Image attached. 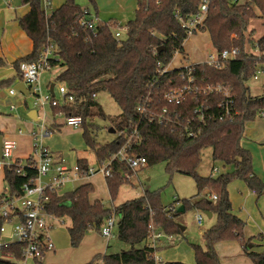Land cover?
<instances>
[{
	"label": "trees",
	"instance_id": "trees-1",
	"mask_svg": "<svg viewBox=\"0 0 264 264\" xmlns=\"http://www.w3.org/2000/svg\"><path fill=\"white\" fill-rule=\"evenodd\" d=\"M201 2L136 0L134 18L124 25V37L116 39L110 29V25L116 23L97 20L93 30L81 26L83 8L74 0H64L51 13L41 8L40 0H21L23 5H28L29 11L18 17L17 23L31 41L32 51L12 65L18 70L20 62H34L46 48L52 47V55L47 61L51 68L61 69L55 80L64 84L74 95V102L50 107L51 112L53 115L61 112L82 118V137L97 161H105L117 152L125 140L124 135L136 127L140 141L132 152L144 157L146 166L165 163L168 175L179 173L193 178L197 194L194 198L182 201L183 212L199 209L215 216V223L201 234L203 247L191 246L194 264H219L214 245L226 241H238L244 255L253 264H264V251H253L255 245L251 239H243L245 223L232 213L227 191L230 181L240 179L256 196L264 194V183L252 173L250 154L240 146L244 125L264 115V94L252 97L245 85L248 79L261 72L260 65L264 59L244 51L247 41L245 32L250 20H264V0H207L206 17L200 32L208 34L211 48L216 53L236 48L239 56L222 61L220 67L199 62L187 68L168 70L167 66L174 54L183 52L187 37L177 17L185 20L195 15ZM256 44L258 50L264 52V36ZM5 66V60L0 57V68ZM188 78L192 80L191 88L217 84L226 86L232 101L230 117L219 118L221 111L217 102L223 103L226 98L218 95L190 93L180 104L167 103L164 94L170 89H180L188 83ZM19 79L17 74V77L2 81L0 88L14 84ZM100 92H105L120 110L110 125L116 134L115 138L103 145L93 139L96 130L93 120L105 119L96 100L92 98V95ZM213 96L214 102L209 104L207 100ZM203 102V120L198 121L193 110ZM163 109H166V114H162ZM161 118L163 121H159ZM188 132L193 134L188 136ZM206 148L211 149L214 162H221L225 167L231 166L233 170L216 177L199 176L196 168ZM32 161L31 156L24 161L15 159L13 165L3 167L7 191L4 190L0 197L5 196V192L9 196L21 194L23 184L33 179L35 171L23 167L22 176L16 172V168L22 163L31 164ZM77 166L79 174L83 175L88 164L81 159L77 161ZM110 167L111 175L104 180L108 194L113 199L126 181L121 172L133 173L116 162ZM204 190L207 194L215 195L216 202L199 197ZM92 191V186L86 183L62 196L48 192L49 202L46 205L50 216L70 220L67 233L71 248L78 247L89 231L100 232L103 223L112 214L118 218L116 238L129 245V249L115 254L96 255L85 264H99L100 261V264H158L154 249L144 242L152 224L155 229L172 237L181 233L175 221L179 215L175 208L162 207L155 193L145 192L143 196L110 210L99 200H89ZM3 254L20 258V245L0 247V264H14L3 259ZM41 259H36V263L40 264Z\"/></svg>",
	"mask_w": 264,
	"mask_h": 264
},
{
	"label": "built area",
	"instance_id": "built-area-1",
	"mask_svg": "<svg viewBox=\"0 0 264 264\" xmlns=\"http://www.w3.org/2000/svg\"><path fill=\"white\" fill-rule=\"evenodd\" d=\"M206 12L207 0H202L198 12L195 15L185 20L177 17L178 21L181 23V27L185 31L187 36L186 39L200 32L206 17ZM96 22L97 18L95 15L87 9H83V18L80 21V25L93 30ZM110 29L116 39L120 38L119 30H122L124 33L126 31L125 27L121 28L118 24L113 25V27L110 26ZM51 49L52 47L46 48L34 62H20L18 65V75L20 79L17 83L23 84L27 91L26 96H34L36 100L40 101L41 105H43V102L40 97L42 88L39 85V76L43 71H49L51 69L47 61V59L52 55ZM238 56L239 50L236 48L223 50L220 53H216L212 50L207 58L202 62L213 67H220L222 61L236 59ZM189 65L184 68H187ZM167 69L169 70L170 68L167 66ZM187 82L188 83L180 89H170V91L166 92L164 94L165 101H167V103L177 105L182 103L185 96L190 93L212 94L214 96L218 95L221 98H226L223 103L220 101L217 102L221 111V116L219 118L230 117L232 113V101L229 99L230 94L226 86L217 84L213 86H206L204 88H191L190 84L192 83V80L188 78ZM56 90L59 98H55L54 95L52 96L50 92L47 91V95L44 98L47 105L50 107H61L74 102V95L64 84L59 83ZM17 93L18 92L14 89L8 90L9 96H15ZM214 96L207 100L209 104L214 102ZM92 98L95 99L96 95H92ZM203 105H205V102L197 105L193 110V113L197 117L198 121L203 120ZM10 108H13V105H10ZM166 113V109H163L162 114ZM54 116L63 117L64 125L68 127L75 128L78 126L81 127L82 125V118L80 116L64 115L61 112H58ZM159 121H163V119L161 118ZM43 130L42 137H49L52 133L51 130H48L46 127H43ZM192 134V132H188V136H191ZM32 136L33 139L37 141L35 135L33 134ZM124 139L125 140L122 146L117 152L112 154L105 161H97L95 167L87 166L83 175L79 174V167L77 165L67 167L63 164V160L59 157V155L50 152L48 149L43 147L41 143L34 144L31 153V157L33 159L32 163H22L21 165H18L16 172L23 176V167H29L34 169L35 176L33 179L29 180V183L23 184L20 195L9 196L7 195V192H5V196L0 197V218L2 220L0 225V247L8 244H19L21 253L20 258H16L12 254H3V259L11 261L14 264H26L27 261L41 259L45 253L52 251L53 245L49 239L51 226L47 222V217L50 215L46 211V205L49 202L48 192H55L58 194L65 183L71 180L69 177L71 173L74 176L73 179L90 177L97 173H101L105 178L111 175L110 165L113 162L122 164L132 173L146 167V159L132 152L133 147L138 145L140 141V135L137 128L132 127L130 131L124 135ZM13 146L14 145L11 141H2L0 168L4 166L8 167L14 164L15 160L12 159ZM213 172H217V169H213ZM121 176L127 181L130 174L123 171L121 172ZM4 190L7 191V188L4 187ZM203 198L212 202H216L217 200L216 196L212 194H204ZM202 218V213L197 214L195 217V224L199 227L202 225ZM116 226V216L112 214L103 223L99 234L104 239H109L112 237ZM149 229L147 239H149L150 243L148 247L152 249L159 246L162 241L170 242L172 240V236L155 229L152 225L149 226ZM155 261L156 263H159L156 257Z\"/></svg>",
	"mask_w": 264,
	"mask_h": 264
},
{
	"label": "crops",
	"instance_id": "crops-1",
	"mask_svg": "<svg viewBox=\"0 0 264 264\" xmlns=\"http://www.w3.org/2000/svg\"><path fill=\"white\" fill-rule=\"evenodd\" d=\"M74 1L78 6H80L79 3H81V0H74ZM40 2H41V8L45 10L47 13H51L53 10L61 6L64 3V0H40ZM87 4L88 2L87 0H85L83 3L84 5L83 9H87L90 11V7H88ZM96 5L97 7L99 6L98 7L99 12L97 11L94 12L96 14L97 20H101L100 19L101 16L103 21H107V20L117 21L116 17L111 16L112 11H106L108 9L106 7H102L99 4L98 0L96 1ZM126 10H127V6H126ZM28 11H29L28 5H23L21 3V0H0V57H2L6 62V66L0 68V82L17 77L18 70L12 64L16 60L28 55L32 51L31 41L27 38L25 33L19 28L17 23V18L24 16ZM120 11L122 15H126L127 13V12L125 13L122 9H120ZM90 12L93 13V11ZM105 13L106 16H103V14ZM262 36H264V20L259 18L250 20L247 30L245 32V38L247 41L245 43L244 51L246 53L253 54L256 56H260V57L262 56V59H264V52H260L256 44V41ZM193 63H197V62H193ZM260 68H261V72H259L256 76L248 79L245 82V85L248 88L249 95L252 97H258L264 94V61H262ZM60 70L61 69L59 68L54 78H52L54 79L55 82H56L55 78L57 74L60 72ZM260 75L262 76L261 78ZM52 79H48L46 83V93L47 91L50 92L51 85H53V89H54L55 84L51 83L53 81ZM16 83L17 82L6 86L8 87L7 90L0 91V137L2 141H11L13 143L14 146L12 149V159L14 160L19 159L24 161L31 156L33 150L32 148L33 141L30 136V131H33L34 128H32L30 122H27L28 120H31L30 117H28L29 112L26 115L25 110L23 109V105L26 106V103H23L19 97L20 95L23 96L26 95L19 93L18 91L17 92L20 94L19 96L18 93L15 94V96L8 95V90L14 89L13 87L15 86ZM58 84L59 83H57V85ZM10 105H13V108H10ZM13 112L15 114H11ZM50 114L53 117L52 118L53 121L47 129L51 130L52 132L51 135H53L55 132L60 131L62 125L56 123L52 112ZM18 125L19 127L16 129ZM20 126L23 128V132H21ZM51 135L49 137H51ZM49 137H45V136L42 137L40 139L41 145L46 149H48L50 152L59 155V157L63 160L64 163L65 160L61 154L62 152L61 150L51 151L48 148L50 144V140H48L47 138ZM83 143L85 144L84 141ZM240 146L243 149L247 150L250 154L253 175L258 180H260V182L264 183V115L259 116L253 121L247 122L244 125L242 138L240 140ZM81 159L85 160L88 166H91V164L88 162L83 152H80L76 156L73 155L72 165L67 167H72L73 165H77V161ZM95 162L97 163L96 158H95ZM80 178L71 179L70 181L71 182L77 181L76 182L77 186L86 183L90 184L93 188V191L89 195V200L90 201L98 200V198L92 196L93 194H95L93 193L95 191V185L92 182L88 181L89 178L91 177H82L81 179ZM105 188H106V184H105ZM233 189L238 190V196L235 195ZM3 191H4L3 167H1L0 195L3 193ZM106 192L108 193L107 188H106ZM202 192L205 193V190ZM201 194L202 193H200V195ZM58 195L62 196L63 194L61 193V191H59ZM228 196L231 203L232 213L241 220H243L245 223L243 229V239L244 240L251 239V243L255 245V247H253L252 249L253 251L255 252L264 251V194L256 196L250 189H248V187L244 182L243 183L234 182L228 186ZM174 204L175 203H173V205L171 206L175 208ZM194 210L197 211L195 217L197 214L200 213H203V218L206 216L204 214L205 212L199 209H194ZM203 218H202V224H203ZM53 219L55 220L57 218L53 216L47 217V222L51 226V229L53 228L52 227ZM208 219H210L211 222L206 227H210L215 223L214 215L211 214L210 218ZM194 223H195V218H194ZM179 226L183 227V230L181 231V233H183L185 231V226L182 223H179ZM259 236H261L262 238L259 239L258 238ZM51 237L52 235L50 230L49 239L53 245V249L52 251L45 253L43 258L40 260L41 262L40 264L43 263L85 264L91 261L96 255L107 254V246L109 244V241L111 238L114 237L116 238V235L114 230L112 237H110L109 239H104L99 234V232L92 230L89 231L83 237L81 243L76 248H71L69 243L67 244L65 241H62V244L60 243L59 246L60 248L58 249V251L59 252H61V250L64 251L66 256L64 255L60 258L57 257V259L53 258L57 254L55 250V245ZM146 241L148 243L146 245H149L150 243L149 239L148 240L146 239ZM180 248L181 246L174 244V239L172 237V240L170 242L162 241V243L154 249L155 251L154 256L159 262L158 264H164L166 262H180L183 264H194L195 262H194L193 250H190L188 248H183L182 251L187 255H189L190 258L187 257L180 258L177 257V255L171 257L172 255L171 251L176 249L178 250ZM214 249L218 256L219 264H253L250 261V259H248L244 255L242 247L238 241L218 242L214 245ZM168 252H170V254ZM81 258L82 260H77ZM43 260L45 262H43ZM26 264H37V263L35 260H29L27 261Z\"/></svg>",
	"mask_w": 264,
	"mask_h": 264
},
{
	"label": "rangeland",
	"instance_id": "rangeland-1",
	"mask_svg": "<svg viewBox=\"0 0 264 264\" xmlns=\"http://www.w3.org/2000/svg\"><path fill=\"white\" fill-rule=\"evenodd\" d=\"M85 0H81L80 6L81 8L84 7L83 3ZM97 1V0H96ZM96 1L87 0L88 7H90V11L99 12L98 7L96 5ZM99 4L102 7H106L108 10L112 11L111 16L116 17L117 21L110 20L108 23H116L124 27V25L134 18L135 9H136V0H98ZM127 6V10H126ZM100 9V8H99ZM120 9H122L126 15H122ZM102 11V10H101ZM129 13V14H128ZM100 14V13H99ZM106 16V13L103 14ZM99 21H103L102 17L100 16ZM113 27V24L110 25ZM120 37H124V32L119 30ZM251 45V44H250ZM212 48L209 42V36L206 32H198L193 36L186 39L183 44V52L174 54L172 60L170 61L168 68L174 69L179 67H185L193 62H202L204 61L207 56L211 53ZM59 67L51 68L49 71H43L39 76V85L42 87V92L40 93V97L42 98L43 105H41L39 100H36L34 96H23L18 93L21 101L26 103V106L23 105V109L27 115L30 111L36 112V120H28L34 128L33 131H30V136L33 141V146L36 143H40V139L43 136V127L48 128L49 125L53 121V117L50 114L51 108L47 105V102L44 100L46 97V83L48 79L54 78L55 74L58 72ZM262 75V73H261ZM260 75V78L262 77ZM252 78V77H251ZM51 83H54L53 95L55 97H59L56 93L57 83L52 79ZM8 87H1L0 91L7 90ZM98 106L102 110L103 114L105 115V119L95 118L94 124L96 126V130L93 134V139L96 143L103 145L109 143L115 138V133H110L109 129L111 128L110 125L112 124V120L115 119L120 110L118 106L113 102V100L105 93L100 92L96 95L95 98ZM92 111H96V109H92ZM11 114H15L14 112ZM13 116V115H12ZM54 119L57 124H61L62 127L60 131L55 132L51 137L47 138L50 140V144L48 148L53 150H61V154L65 160L63 164L66 166L72 165L73 155L76 156L78 153L83 152L88 162L91 166L95 167V155L92 150L86 147L83 143L84 139L82 137V129L81 127H68L64 125V118L61 116H54ZM19 125L16 127V129ZM21 132H23V128L20 126ZM35 135L37 141L33 139L32 135ZM32 146V148H33ZM85 150V151H84ZM55 151V152H57ZM211 149L206 148L201 153V159L198 167L196 168V172L201 177H216L219 174H224L227 172H231L233 167L231 166H223L221 162H214L211 157ZM73 154V155H72ZM95 162V163H94ZM213 168L217 169V172H213ZM70 179H73L74 176L71 173ZM89 182H92L95 185V191L92 196L98 198V200L102 203L105 208L113 209L127 201L139 198L143 196L145 192L148 193H155L159 204L162 207L168 208L169 206H175V211H177L181 207V203L183 200H188L190 198H194L197 194V189L194 183V180L190 176L182 175L179 173H173L171 176L168 175L165 171V163H158L153 166H146L141 170L134 172L132 175L129 176L127 181H125L118 189L116 196L112 199L110 198L109 194L106 192L104 176L101 173L94 174L90 176ZM77 182V181H76ZM76 182H66L65 185L61 188V193L66 194L73 190L77 184ZM83 182V181H82ZM243 183L240 179H233L230 181L228 186L232 183ZM81 183V182H80ZM227 186V191H228ZM234 187V186H233ZM233 192L236 196H238V190L233 189ZM199 197H203L204 194L201 192ZM176 200V201H175ZM238 210V209H236ZM196 210L189 209L186 210L184 213L179 214L175 219L176 223H182L185 226V231L180 233L179 235H173L174 244L181 246L180 249L172 250L171 257L176 256L180 258H190L189 255L182 251L183 248H188L192 250V245H199L203 247V241L201 238V232L210 228L206 227L211 222L206 216L203 218V224L199 227L195 225L194 218L196 214ZM203 214V213H202ZM116 220L118 218L116 217ZM49 221V220H48ZM182 221V222H181ZM53 228L51 229V239L55 245L56 254L53 258L57 259V257L66 256L64 251H58L60 248V243L65 241L67 244L69 243L67 227L70 225V220L66 217L64 218H57L53 219ZM155 228V225L152 224ZM9 229V227H8ZM160 230V229H157ZM148 240V239H147ZM65 243V244H66ZM144 244H148L145 240ZM170 248V247H168ZM129 249V246L123 242H120L117 238H111L109 244L107 246V254H115L120 253L121 251H126ZM48 253V252H47ZM170 254V252H168ZM53 255V254H52ZM48 256V255H47ZM50 260V259H49ZM62 260V259H61ZM77 260H82L77 259ZM43 262H45L43 260ZM83 262V261H81ZM99 264L101 263L98 262ZM45 264V263H43ZM83 264V263H80Z\"/></svg>",
	"mask_w": 264,
	"mask_h": 264
},
{
	"label": "water",
	"instance_id": "water-1",
	"mask_svg": "<svg viewBox=\"0 0 264 264\" xmlns=\"http://www.w3.org/2000/svg\"><path fill=\"white\" fill-rule=\"evenodd\" d=\"M161 48L158 49V51L160 50ZM14 90L18 91L19 93H22L24 95L27 94V91L25 89V87L23 86V84L21 83H16L15 86L13 87ZM50 94L53 95V85L50 86ZM28 117H30L31 120H36V112L35 111H30L29 114H28ZM109 132L110 133H114V129L110 128L109 129ZM1 147H2V139L0 137V160H1ZM178 213H181L183 212V207L181 206L178 210H177ZM208 218H210L211 214L210 213H204ZM180 227V226H179ZM180 230L182 231L183 230V227H180Z\"/></svg>",
	"mask_w": 264,
	"mask_h": 264
}]
</instances>
